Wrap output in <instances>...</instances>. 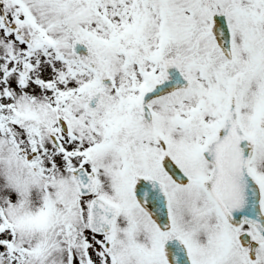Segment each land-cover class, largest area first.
Here are the masks:
<instances>
[{
  "label": "snow or ice",
  "instance_id": "6c2138e0",
  "mask_svg": "<svg viewBox=\"0 0 264 264\" xmlns=\"http://www.w3.org/2000/svg\"><path fill=\"white\" fill-rule=\"evenodd\" d=\"M0 264H264V0H0Z\"/></svg>",
  "mask_w": 264,
  "mask_h": 264
}]
</instances>
